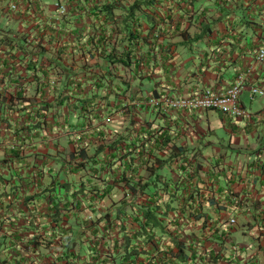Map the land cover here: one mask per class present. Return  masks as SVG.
Listing matches in <instances>:
<instances>
[{"label":"crops","instance_id":"1","mask_svg":"<svg viewBox=\"0 0 264 264\" xmlns=\"http://www.w3.org/2000/svg\"><path fill=\"white\" fill-rule=\"evenodd\" d=\"M13 2L16 9H8ZM57 2L64 1L39 0L35 7L29 4V0H11L4 8L9 14H6V24L16 23L17 30L28 32L33 43L40 39L45 49L42 55H37V60L49 68L51 81L42 84L39 80L40 90L33 101L43 108L45 102L53 103L57 96L64 100L67 97L68 102L75 103L76 107L64 106L63 103L58 105V117L50 118V123L55 126L47 141L31 136L29 114L34 113L36 105L29 108V96L35 93L36 81L32 79V72L25 68L26 64L19 60L22 50H11L15 53L12 58L7 48L0 49V264H62L56 259L57 254H62L60 240L50 249L32 250L28 244L17 240L16 232L26 223L24 215L29 212L20 203L52 179L75 183L85 179L72 177L70 172L60 170L56 160L40 165L50 169L44 178L36 171L41 160L30 156L31 152L58 153L57 157H60L67 152L66 149L76 145L87 146L90 152L95 144L102 141L98 136L101 132L107 142L119 135L127 138L116 145L119 153L130 146L125 143L136 133L148 131H152L156 142L141 148L144 155L148 156L147 151L151 147L162 157L174 154L173 163L160 168L159 172L172 182L179 180L182 188L186 186L188 189L183 194L199 188L205 199L202 202L204 211L215 215L206 198H217L231 204L240 202L232 214L220 212L224 218L236 216V222L231 230L234 233L229 235V244L221 250L225 259L217 264H264V251L259 250L264 248V94L252 96L250 91L251 86L264 89V60L258 59L257 48L249 49L250 45L244 38L224 30L225 22L215 23L213 31L196 42L180 44L182 35H169L173 27L171 19H178V5L175 0H159L151 10H156L155 15L163 20L157 24L158 28L163 26L162 34L151 33L145 42V16L140 12L137 15L141 25L136 26L135 23V29L142 38L137 39L136 50L139 54L149 48L148 54L153 53L155 58L149 62L146 58L138 62L139 78L131 79L129 66L102 63L103 54L121 52L128 48L129 41L123 33L112 32L109 22L104 24L106 30L102 32L100 20H96L91 12L96 0H73L72 6L67 5L70 9L63 13L57 10ZM132 2L116 0L115 11H124ZM203 7L208 8L210 14L215 5L212 1H204ZM248 13L249 18H258L253 11ZM197 14L199 11L191 19L193 26L190 32L195 31L204 19ZM259 17L263 18L262 15ZM103 35L107 39L101 43L99 39ZM90 39L92 41L87 43ZM250 39V43L257 44L256 34ZM45 55L58 56L61 66L75 72L68 85H65L60 64L55 66L56 63L49 62ZM239 75L244 77L239 103L253 114L252 119L231 117L217 109L173 108L166 103L168 99L206 86L225 89L233 85ZM20 88L26 99H10V94H16ZM94 93L104 96L88 102L89 112H79L81 97H91ZM149 98L160 100V104H147L145 101ZM165 135L171 140L161 146V137ZM67 143L70 144L68 148L65 147ZM184 158L186 162H183ZM187 162V170L182 173L180 165ZM115 196L113 193L100 201L93 217L105 211L101 209L102 205L106 203L108 206ZM87 212L89 210L85 209L80 214L83 220ZM75 221V217H70L66 226L73 227ZM191 222L185 227V231L192 232L190 238H204L206 234L201 220L190 225ZM83 244L79 246L81 256L76 258L75 264L92 258L88 250L84 251L88 244ZM214 248L219 249L220 246L205 240L201 264H206V261L211 264L208 254ZM145 255L143 253L141 257Z\"/></svg>","mask_w":264,"mask_h":264},{"label":"trees","instance_id":"2","mask_svg":"<svg viewBox=\"0 0 264 264\" xmlns=\"http://www.w3.org/2000/svg\"><path fill=\"white\" fill-rule=\"evenodd\" d=\"M10 1L0 0V49L2 47L7 48L6 50L11 53L12 58L15 57V53H12L11 50H22L23 52L19 60L26 64L25 68L32 72V79L36 81L35 93L29 96V108L31 109L34 104L36 105L34 113L29 114V134L45 142L55 126L50 123V120L56 116L58 117L57 107L62 104L64 98L58 99L59 96H57L53 103L45 102L43 108L42 105L38 106L33 101V97L40 90L39 80H41L42 84H47L51 81L50 70L44 67L46 65H40L37 60V55H42L45 52L40 39L36 43L29 41V44H27L25 32L13 29L6 24V17L9 14L4 8ZM38 1L29 0V4L37 7ZM63 1L67 5L72 6L71 2L73 0ZM115 1L96 0L91 12L96 20H100L102 32L106 30L104 24L111 23V31L123 33L126 40L129 41V46L121 52L109 51L107 55L103 54L101 56L102 63H107L109 66H129L132 69L130 78L138 79V62L145 58L149 62L155 58V55L153 53L152 55L148 54L149 48L139 54L136 50L137 39L142 38L141 33H137L135 29V23L136 26L141 25V21L138 22L137 15L140 12L145 16L143 22L147 30L143 39L147 42L151 33L158 34L157 24L163 21L155 15L156 10H151L159 0H133L124 11L119 13L115 11ZM175 1L178 5L179 14L177 20L170 18L173 27L169 35H172V37L182 35L183 40L180 41V44L187 45L196 42L203 36L210 34L215 23L225 22L224 30L236 33L238 37L244 38L246 43L250 45L248 46L249 49L264 46V0H204L212 1L215 5L213 12L210 14L209 9L203 7V0ZM198 11L199 14L197 15L204 17V19L200 21L199 27L195 31L190 32V28L193 26L191 19ZM249 11H253L254 16L257 15L258 18H249L247 16ZM260 15L263 18H260ZM249 31H251L250 34ZM254 34L258 37L256 45L252 42V44L250 43V38ZM100 37L101 43L106 42L107 37H104V35ZM91 41L92 39L87 41V43ZM45 58L52 64L55 62L56 64L54 65L57 67L60 64V68L64 72L65 85H68L74 78L75 72L67 66L62 65V67L58 56L54 58L45 55ZM108 72H111V69H108ZM1 96L2 92L0 90ZM103 96L96 93L91 95V97L82 96V105L79 108V112H89L88 102L95 97L100 98ZM13 97L23 101L26 99V97L22 96L21 88L17 90L16 94H10L9 98L12 99ZM65 99L67 100V105L76 107L75 103L68 102L67 97ZM48 115H50L49 118ZM103 134L101 132L98 134L102 141L95 144L90 152L87 146L76 145L73 148L66 149L65 151L67 152H64L63 157H57L58 153L56 155L42 154L45 158L56 160L60 170L66 168L67 172L72 174L87 171L85 174L89 178L88 180L82 179L76 183L74 181H54L52 179L48 184L41 186L34 194H29V198L23 199V206H26L29 210L24 215L26 224L29 226L23 225L22 229L16 232L17 240H21L19 236L25 232L34 234L24 241L28 245L32 244L33 249H50L57 245V240H60L59 247L62 249V254H57L56 259L62 264H75L77 261L72 263L70 258L72 256L75 259L80 258V245L77 246V244H85L88 240L87 235L99 233V241L91 242L89 240L91 244L87 245V250L92 258L84 259L81 261L82 264H94L96 262H100V264H111V262L125 263L141 257L143 253L150 254L153 250L150 245L146 248L144 247L149 242H152L151 244L155 249L170 251L169 255L176 259L174 263V259L169 257L167 261L161 263L181 264L197 257L200 241H191V234L185 231V227L189 221L194 222L201 219L202 230L206 234L205 237L215 245L220 246L219 249H210L208 260L211 264H217L218 261L225 259V255L221 250L229 238L231 229L226 226V223L231 216L224 218L220 212L223 210L232 214L240 202L236 201L231 204L224 203L217 198H206V201L211 204L215 215L210 212L207 213L202 206V202L205 199L202 198L203 195L200 194L199 188L189 190V192L183 194V191L188 189L186 186L182 188L179 180L172 182L159 172L160 168L173 163L174 154L162 157L158 152L153 151L151 147L147 151L148 156L144 155V151L141 148L145 144L150 145L151 143L154 145V142H156L152 131H148L145 134L136 133L135 137L125 143L130 146L119 153L116 151V145L125 142L127 138L119 135L107 142ZM165 137H161V146L168 144L171 140L170 137ZM70 142L73 144L74 140H70ZM15 154L17 155V153ZM38 154L40 153L34 152L33 156L36 157ZM183 162H186L185 158ZM187 166L188 162L180 165L179 169L182 173L187 170ZM38 174L42 173L38 172ZM85 174L83 173L81 176ZM110 176L113 177L112 181L109 179ZM117 184H121L122 196L111 199L105 211L94 216L91 224L87 226V221H84L80 214H82L84 209H88L92 214L93 212L96 213L98 203L104 198L110 197L114 193L113 190ZM47 196L51 199L50 204L44 203ZM129 198L133 200L128 201ZM173 201L177 202L176 206L172 204ZM61 209L68 212L65 215L66 219L75 217V220H77L75 223L80 225V227L75 229L63 225L61 223L63 219L60 216ZM170 211H174V213H169ZM209 223L210 225L208 226ZM110 224H112L113 234L121 235V242L115 239L110 251L101 252V248L109 247L110 241H108L103 231ZM206 228L207 230H205ZM161 235L168 237V240H166L169 241L166 243L167 246L161 247L159 244ZM259 250L264 251V248ZM198 258L201 260V256ZM254 264L257 263L255 262Z\"/></svg>","mask_w":264,"mask_h":264},{"label":"built area","instance_id":"3","mask_svg":"<svg viewBox=\"0 0 264 264\" xmlns=\"http://www.w3.org/2000/svg\"><path fill=\"white\" fill-rule=\"evenodd\" d=\"M56 8L60 13L66 12L68 10L67 8V4L64 2H57L56 3ZM11 10H15L16 9V4L15 3H11L9 5V8ZM163 29V26H159L158 28V35L161 33V31ZM162 34V33H161ZM29 41H33L32 37H27V43H29ZM257 57L259 60H264V46H261L259 48H257ZM244 81V77L243 75H239L236 79V82L225 88V89H217L213 86H206L203 87L201 89H196L195 91H193L190 94L187 95H180V96H176L173 97L171 99H168L166 101L167 105L169 107H173V108H186V109H217L222 111L223 113H226L228 115H230L231 117H235V118H245V119H252L254 116L253 114L247 110L246 108H244L243 106L240 105L239 103V93L242 87ZM250 91L252 96L257 95V94H264V89L257 87V86H251L250 87ZM147 104L149 105H159L160 104V100L156 99V98H149L145 101ZM51 199L49 196H47L44 200V203H48L50 204ZM61 203V201H60ZM23 203H20V205ZM85 210V209H84ZM83 210V211H84ZM60 216L62 217V224L66 225L68 219L65 218L66 213H68L66 210L61 209L60 210ZM94 219L93 214L91 211L87 212L84 216V221H87V226L91 224V221ZM235 218L233 216L229 217L228 220V224L229 225H234L235 224ZM110 228H108V227ZM104 228V235L108 238V241H110L109 243V247H104L101 248V252L104 251H110L112 246L114 245V241L115 239L118 242H121V235H114L112 232V224L107 225ZM88 240L86 241V243L89 245L91 243H89V240L91 242L96 241L98 242L100 239V234L97 233L95 234H89L87 235ZM152 242H149L146 246H144L145 248L150 245L152 252L150 254H146L145 257H139V258H134L133 260H129L127 262H122L121 264H163L161 262L167 261L170 258L176 260L174 257H171L169 255V253H171L170 251H165V249L163 250H159V249H155L152 244ZM99 246V245H98ZM97 246V247H98ZM29 248V250L33 249V245H28L27 246ZM99 250V249H98ZM74 256H72L70 258V261L73 263L76 261L75 258H73ZM195 260H200V258L196 257ZM111 264H118L115 262H111Z\"/></svg>","mask_w":264,"mask_h":264},{"label":"rangeland","instance_id":"4","mask_svg":"<svg viewBox=\"0 0 264 264\" xmlns=\"http://www.w3.org/2000/svg\"><path fill=\"white\" fill-rule=\"evenodd\" d=\"M14 3V2H13ZM4 22V21H3ZM3 24V23H2ZM8 25L9 26H11L13 29H16V27L18 26L16 23H8ZM26 33V32H25ZM26 35H27V37H29V33L27 32L26 33ZM62 103H63V105L65 106L66 104H67V102H66V100H63L62 101ZM220 132H223V131H220ZM225 134V133H224ZM223 134V135H224ZM225 137H226V135H225ZM42 145H44L43 143H41ZM70 144L69 143H67V144H65V147H67L68 148V146H69ZM33 153L34 152H31V154H29L30 156H32L33 155ZM38 153H40V154H38L36 157H37V159H39V160H41V162H38V164H37V172H41L42 173V177H44L45 178V174L47 173V172H49L50 171V169H47V168H41L40 167V165L41 164H45L44 162H47V164L46 165H48L49 163H51V161H53L54 159H51V158H45L44 157V155H42L41 154V152H38ZM62 154H64V153H62ZM60 155H61V153H60ZM60 157H63V155L62 156H60ZM165 169H167L168 170V167H166ZM64 171H66L67 172V170H66V168H64L63 169ZM87 171H82V172H78V173H76V174H70L72 177L74 176V177H81V175L84 173H86ZM69 173V172H68ZM65 174H67V173H65ZM63 175V174H62ZM46 176H47V174H46ZM85 180H88V176H87V174H85V175H83L82 176ZM109 179H110V181H112L113 180V177L112 176H110L109 177ZM121 185V184H120ZM120 185L119 184H117L116 186H115V188H114V190H113V192L116 194V196L114 197L115 199L117 198V197H121L122 196V194H123V190L120 188ZM10 189V188H9ZM63 197V196H62ZM137 198V197H136ZM131 200H133L132 198H129V200L128 201H131ZM57 202L59 203V201L57 200ZM109 201H107V203H108ZM172 204H174V206H176L177 205V202H172ZM107 207V205H106V203H104V206L102 205V210H104L105 208ZM100 209V208H99ZM102 212L103 211H101L100 212V214H102ZM171 213H173L174 211H170ZM169 212V213H170ZM201 219H199L198 221H200ZM73 222V220H71V223ZM201 222H202V220H201ZM24 225H26V227L27 226H29L28 224H24ZM190 225H192V222L190 223ZM227 227H229L231 230L233 229V227L234 226H231V225H229V224H227L226 225ZM77 227H80V225H76L75 223H74V225H73V228H77ZM186 232H190V234H192L191 233V231L189 230V231H186ZM232 233H234V231H230V236H231V234ZM32 236V235H34V234H32V233H27V232H25V233H23L21 236H19V238H21V241H23L24 242V240H22V237H23V239H26V238H28V236ZM166 237V238H165ZM234 236H232V238H233ZM236 238H238V237H236ZM192 239V237L190 238V240ZM166 240H168V237L166 236V235H161L160 236V245H161V247H164V246H167V244L166 243H164V242H166ZM205 240H207L208 241V239L206 238V237H204V238H197L196 240H194V241H200V246H198V252H197V257H200V256H204V254H203V246H204V243H205ZM192 241V240H191ZM80 244H82V243H80ZM80 244H77V246H79ZM225 244H229V238H228V240H227V242L225 243ZM224 244V245H225ZM84 245V244H83ZM238 245V244H237ZM85 250H87V249H84V251ZM201 260H193V259H190V260H187V261H185L184 263H181V264H201ZM206 264H208V262L206 261Z\"/></svg>","mask_w":264,"mask_h":264},{"label":"clouds","instance_id":"5","mask_svg":"<svg viewBox=\"0 0 264 264\" xmlns=\"http://www.w3.org/2000/svg\"><path fill=\"white\" fill-rule=\"evenodd\" d=\"M171 213V212H170ZM174 213V212H173Z\"/></svg>","mask_w":264,"mask_h":264}]
</instances>
